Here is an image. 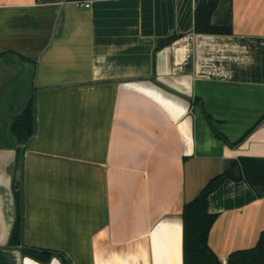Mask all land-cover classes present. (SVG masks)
<instances>
[{
  "label": "crops",
  "instance_id": "obj_1",
  "mask_svg": "<svg viewBox=\"0 0 264 264\" xmlns=\"http://www.w3.org/2000/svg\"><path fill=\"white\" fill-rule=\"evenodd\" d=\"M89 1L0 0V264H183V204L229 159L264 157V0H217L225 33L193 31L209 0ZM32 94L22 147L10 125ZM209 211L222 264L264 232V195L243 181Z\"/></svg>",
  "mask_w": 264,
  "mask_h": 264
},
{
  "label": "trees",
  "instance_id": "obj_2",
  "mask_svg": "<svg viewBox=\"0 0 264 264\" xmlns=\"http://www.w3.org/2000/svg\"><path fill=\"white\" fill-rule=\"evenodd\" d=\"M77 1V0H71ZM217 6V0H209L205 5L194 12L193 31L196 33H225L228 27L211 24V15ZM181 36V33H172L158 39L155 51L170 44ZM35 130V98L32 94L26 105L17 114L10 131L17 143L26 144ZM246 135V134H245ZM229 142L235 146L244 137ZM22 147H18V150ZM227 179L243 181L251 189L255 197L264 195V157L238 156L227 161L225 168L211 177L200 192L182 207V259L183 264H222L218 256L208 245V233L216 214L209 211V195ZM16 205V218L9 238L10 245L20 243V183L13 186ZM21 253L47 262L52 252L45 249H36L21 246ZM62 264H73L63 254L59 253ZM226 264H264V232L258 238L255 246L248 249L235 250L228 255Z\"/></svg>",
  "mask_w": 264,
  "mask_h": 264
},
{
  "label": "water",
  "instance_id": "obj_3",
  "mask_svg": "<svg viewBox=\"0 0 264 264\" xmlns=\"http://www.w3.org/2000/svg\"><path fill=\"white\" fill-rule=\"evenodd\" d=\"M22 147H25V145H22ZM20 178H21V167H20V165H17L16 168H15V171H14V182L15 183L19 182L20 181ZM12 228H13V226H11L10 232H12Z\"/></svg>",
  "mask_w": 264,
  "mask_h": 264
},
{
  "label": "built area",
  "instance_id": "obj_4",
  "mask_svg": "<svg viewBox=\"0 0 264 264\" xmlns=\"http://www.w3.org/2000/svg\"><path fill=\"white\" fill-rule=\"evenodd\" d=\"M75 2L78 6L90 7V1L89 0H77Z\"/></svg>",
  "mask_w": 264,
  "mask_h": 264
}]
</instances>
